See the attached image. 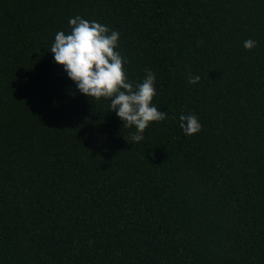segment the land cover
Instances as JSON below:
<instances>
[{
  "label": "trees",
  "instance_id": "trees-1",
  "mask_svg": "<svg viewBox=\"0 0 264 264\" xmlns=\"http://www.w3.org/2000/svg\"><path fill=\"white\" fill-rule=\"evenodd\" d=\"M77 15L155 73L143 141L70 98L48 51ZM0 264H264V0H0Z\"/></svg>",
  "mask_w": 264,
  "mask_h": 264
},
{
  "label": "clouds",
  "instance_id": "clouds-1",
  "mask_svg": "<svg viewBox=\"0 0 264 264\" xmlns=\"http://www.w3.org/2000/svg\"><path fill=\"white\" fill-rule=\"evenodd\" d=\"M70 31H58L54 36L50 52L53 63L61 66L64 76L72 82L77 94L95 100L108 101L111 113L122 121L123 127L135 128L127 140L136 144L144 140V132L151 123L166 119L153 103L156 95V75L146 70L139 83L129 81L124 65L126 57L119 48L120 33L94 20L77 15L70 18ZM256 41H244L245 50H252ZM199 76L189 78L190 84H197ZM179 127L185 136L198 134L202 125L194 114L179 116Z\"/></svg>",
  "mask_w": 264,
  "mask_h": 264
}]
</instances>
